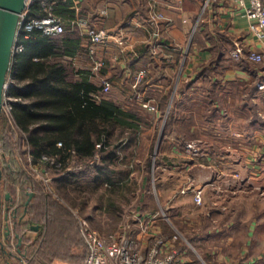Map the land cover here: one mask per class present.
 I'll return each instance as SVG.
<instances>
[{
  "label": "crops",
  "instance_id": "crops-1",
  "mask_svg": "<svg viewBox=\"0 0 264 264\" xmlns=\"http://www.w3.org/2000/svg\"><path fill=\"white\" fill-rule=\"evenodd\" d=\"M107 1L99 0L98 6L102 8ZM95 4L96 0H80L78 9H84V18L91 26L106 29L109 36L101 43L92 44L83 34V27H75V37L81 41L82 47L71 59L76 71H89V78L93 81L108 79L118 73L125 74V84H112L116 100L121 105L129 98L127 90L131 88L130 84L139 79V92L143 97L136 100L130 98L133 103L141 104L142 99L149 98L156 106H161L163 97L168 94L163 116L168 119L169 110L175 104L176 108L175 117H172L174 120H170L166 132L176 130L173 131L176 136L183 133L186 138L190 130V134L196 135L192 133L195 127L185 116L190 113L191 104L206 105L209 99V103L218 108L215 112L218 127L214 130L206 123L201 125L196 122L198 133H212L215 142L205 146L200 143L198 147L203 150L202 157L181 163V172L186 173L181 178L182 186L202 190L200 205L195 204L193 191L178 193L179 197L196 206L200 213V225L192 231L187 243L194 250L193 245L201 250L198 259L206 264H264V63L260 64L256 75H252L227 59L235 42H241L245 48L264 50V38L257 39L250 33L249 20L233 0H212L206 8L200 9L197 16L182 8L181 16L172 21L174 25L171 27V23H147L146 20L110 23L108 17L103 18V10L94 12L92 5ZM220 54H224L227 63L212 66L210 72L213 74H207L205 64ZM180 58L183 63L178 68V80L173 81L172 73ZM140 72L144 75L138 76ZM257 79L260 80L258 86ZM195 89L197 92L208 90L206 92L211 94V98L204 93L195 100L192 97ZM177 110L185 116L183 119L178 118ZM158 111L161 109L157 108L155 114L152 113L156 121ZM175 124H178L179 131ZM183 152L190 153L184 147ZM178 164L174 163L170 168L179 169ZM161 167L167 168L162 164ZM235 173L242 180L234 177ZM54 178L55 184L60 177ZM2 186L3 179L1 181L0 178L3 205H7L10 202L4 195L10 191ZM25 189L16 185V191L10 192L11 211L17 207L18 210L12 211L15 217L2 220V262L12 253L13 264H27L42 233L38 223H27L30 216L24 214L23 204L28 198ZM30 200H33L32 197ZM99 209L98 206L96 210ZM101 210H107L105 205ZM86 217L93 223V214ZM101 218H104L101 222L106 221L105 215ZM6 222L10 226L9 237L5 235ZM70 235L68 240L72 246L76 244L75 232ZM183 255L187 264L200 263L190 259L185 252ZM73 262L59 257L50 260L51 264Z\"/></svg>",
  "mask_w": 264,
  "mask_h": 264
},
{
  "label": "trees",
  "instance_id": "trees-1",
  "mask_svg": "<svg viewBox=\"0 0 264 264\" xmlns=\"http://www.w3.org/2000/svg\"><path fill=\"white\" fill-rule=\"evenodd\" d=\"M163 2L165 4L161 5L169 7L170 13L177 18L181 16L182 8L197 16L203 0H164ZM79 5L80 0H62L45 6L36 2L32 5L30 17L55 16L62 21L64 32L52 36L44 34L38 28H33L23 30L20 34L18 42L22 45V49L15 52L8 76L12 81L8 93L16 100L12 102L10 112L3 110L0 118V145L3 148L1 149L4 153L13 155V162L17 165V168H13L8 164L4 169L8 171L11 181L5 178L6 176H1V181L3 179L4 188L10 192L16 191V185L22 189L27 185L33 188V200H30L26 206L30 216L27 223L30 225L38 223L42 227L39 240L43 241L51 235L55 226L54 221L57 222L56 226L64 227L63 234L67 238L70 236L69 233H74L70 229L75 226L79 228L80 221L72 216L70 207L86 204V197L80 194L85 193L83 189L86 188H79L81 185L93 183L100 187L104 184L102 194L108 197V201L113 191L126 185L132 169L131 165L127 166L132 160L129 155L132 151L129 150L128 144L133 143V147H137L140 143L138 139L147 131L150 134L153 125L150 119L152 114L144 112L141 104L134 103L135 108H125L117 102L112 84L120 86L122 83L125 84V74L118 73L107 77L111 81V87L109 91H104L103 80L93 81L89 78V71H76L71 59L82 47L81 41L75 37L74 29L79 23V18H84L85 15L84 9H78ZM136 14L138 13L134 12L130 16ZM160 20L167 24L171 23L170 27L174 25L172 21ZM223 55L220 54L205 64L207 74H213L210 70L216 64H225L227 59L234 61L230 55L227 59ZM234 62L237 66L250 71L252 75H256L261 64L248 60ZM205 77L207 78L206 74ZM256 82L258 86L260 80L257 79ZM127 91L131 93V88ZM206 91L208 90L197 92L195 89L192 97L197 100L207 93L206 96L211 98V94ZM168 97L167 94L162 99L161 115L165 113ZM209 101L208 99L206 105L195 103L189 106L190 113L185 116L190 121V125L192 122L196 123L194 119L197 117L201 125L206 123L213 130L218 127L215 118L218 108ZM174 108L176 104L169 110L167 124L174 120ZM176 115L182 119L185 117L180 112ZM58 142L61 146L57 145ZM24 152L30 154L33 164L41 168L49 167L56 174L55 177H60L56 179L55 186L65 190L64 194L71 199L72 205L66 204L49 191L46 184L30 175L23 158ZM44 155L55 157L59 165L42 161ZM91 160H93L92 164L89 163ZM122 163L126 167L121 166ZM160 163H163L162 159L156 160L157 165ZM116 181L122 182L117 184ZM69 191L80 193L74 195ZM101 197L98 199H102ZM79 199H82V202ZM103 205L105 204L101 203L100 209ZM114 205L110 200L105 208L111 210ZM67 229L70 231L67 232ZM75 242L83 251L79 264H84L88 248L81 233H78V238L75 234ZM55 257L71 259L75 263L79 260L75 256ZM30 259L28 263L32 264L33 260Z\"/></svg>",
  "mask_w": 264,
  "mask_h": 264
},
{
  "label": "rangeland",
  "instance_id": "rangeland-1",
  "mask_svg": "<svg viewBox=\"0 0 264 264\" xmlns=\"http://www.w3.org/2000/svg\"><path fill=\"white\" fill-rule=\"evenodd\" d=\"M163 1L164 0H140L139 2H134L132 0H108L105 4L103 3L104 5L101 6L102 8H100L98 6L99 0H96L97 4L92 5V7L94 9V12H100L103 10L105 13L103 15V18L108 17L110 23H129L130 21L137 22L144 20V18L146 17L147 23H150L149 20L153 19L155 23L158 22V24H163V22L159 18L153 16L154 13H162V15L166 17L162 20H176V18L170 13V10L168 9L169 7L161 5L165 4V2ZM206 1L207 0H204V3ZM211 1L212 0L206 2L207 4L205 5V8L210 4ZM85 7L87 8V5H85ZM134 12H137L138 14H136V16H130V14H134ZM93 16H96V14ZM193 16L194 15H192V17ZM98 19L96 20L99 21L100 19ZM192 34H194V31ZM181 63H183L182 58H180L177 63L176 70H174V73H172L173 81L178 80V68ZM141 74L144 75L143 72H140L138 76H141ZM140 82L141 80L139 79L130 84L131 93H127V96L129 98L125 102H123V107L135 108V105L131 100H136V98L143 97L138 89V85L140 84ZM144 104H146L147 106H145ZM141 107L144 112H148L151 114L156 112L157 108L158 110L161 109V106H156L149 98L147 100H141ZM158 112L160 113L158 115L157 121L153 118V115H151L150 118L148 114V117L153 121V125L150 130V134L149 131H147L145 135H142L140 139H138L140 143L139 141L136 142V144L139 143L137 145L138 148L133 147V143L132 145L127 143L129 146V150L132 151L129 152L130 158L132 159L130 163H133L131 165L132 169L130 170V176L129 179L126 180L125 186H123L122 188L120 187L119 189L111 193V198H109V201L108 197L106 195L103 196L104 193L102 194V192H104L103 187H99V185H94L93 183H87V185L83 184L79 187L86 188L83 189V192L85 193L69 191L74 195H78V193L84 194V196L86 197V204L84 203L83 206L82 204L80 206H73L71 203V199L65 196V190L56 188L53 182V178L56 176V174H54L49 167H46L45 170H42L40 167H32V164L30 163L29 153L24 152L23 158L26 161L29 173L33 178L41 180L44 184H46L45 179L49 180L48 184H46L49 191L62 199V201H64L66 204L72 205L70 209L72 211V216H74L76 220H79V218L86 219L87 215L93 214V223L88 220L89 225L102 235H108L113 232L122 231L125 225H128L126 229L130 228V233L132 235H136L138 234V228L136 227L134 222L136 220L137 214L146 213L149 215L156 214L154 226H152V229H158V234H162L163 236H170L173 233L172 226L174 225L181 231V233L188 241L190 235L193 233L192 231H196L195 229H198V226L200 225V218L198 217L200 213L196 206L190 204V201L188 199L181 198L178 195V193L181 192L182 189L189 187L188 185L182 186L181 178L186 173L185 171L184 173H182L181 171L183 170L184 163H188L192 160H197L198 158L202 157L203 150H199L198 147L200 143H203L204 146L210 145L212 142H215L216 139L213 138L212 133H208L206 135H201L200 133H198V123L193 122L191 123V126L195 127V129H193L192 133H195L196 135L190 134L191 130L189 131L186 138L183 133H180L179 136L174 135L173 131L176 130L171 129V133L166 132L165 127L169 125L167 124V117L165 118L163 115H161V111ZM194 122H198L197 117H195ZM180 126L181 124L179 125V127ZM175 128H178V124H175ZM180 132H182V130ZM188 143L194 144L197 148V151L186 149L190 153L187 154V152H183V147L185 149ZM151 144H153V146H150ZM1 148L2 147L0 145L1 176H6L5 178L11 181V177L8 176V171H5L4 168H7L8 164H10L13 168H17V165L13 162V155L9 154L8 152L4 153V151L2 150L3 148ZM158 159H162L163 163L157 165L156 160ZM174 163H179V169L170 168ZM161 164L163 167L167 168H162ZM121 166L126 167L125 165H123V163L121 164ZM127 166H130V164ZM123 167L121 168L126 169ZM116 182L117 184H120V182L122 181ZM2 187L4 188V186ZM25 188L27 192H33V188L29 185L25 186ZM254 190L257 192L259 191V189ZM101 194L103 197H101ZM99 197H101L102 199H98ZM82 199H79L80 202H82ZM110 200H112L115 204L113 208H111V210H104V212H101V209H99L98 211L96 210L98 206L101 205V203L106 205L108 202H110ZM163 211L170 217L171 225L170 221H167L162 215ZM104 215L106 221L104 220L103 222H101L104 219L101 217ZM54 225V229L50 233L51 235H49L45 241H43L42 239H38V241L35 242V245L33 247L34 249L32 251V253H34L32 257H30V260H33L32 264H51L50 260L55 256H65L69 258L75 256L79 259L77 263L73 262V260L71 259L69 260L74 264H79L81 262V254L83 253L82 248L78 244H73L71 246V242L68 240L66 235L63 234L64 227L56 226V221H54ZM101 228H106L109 230H102ZM70 230H73L76 234V238H78V233H81L80 224L79 228H76L75 226V228ZM66 231L69 232L68 229ZM139 238L141 242L146 244V242L150 238V233L140 234ZM187 241L180 240L177 245L182 250H184V252L190 257V259H192L193 261L196 260L195 262H199L200 259H198V257H200L201 250L196 248V246H194L191 242L193 247H195L194 250L187 243ZM27 264H29L28 261ZM199 264L206 263L203 260L200 261Z\"/></svg>",
  "mask_w": 264,
  "mask_h": 264
},
{
  "label": "built area",
  "instance_id": "built-area-1",
  "mask_svg": "<svg viewBox=\"0 0 264 264\" xmlns=\"http://www.w3.org/2000/svg\"><path fill=\"white\" fill-rule=\"evenodd\" d=\"M62 0H26L25 8L20 15L18 30L16 33L13 53L20 51L22 45L18 42V37L23 30H30L33 28L40 29L47 35H60L64 32V25L62 21L52 15L43 17H30L29 13L34 3L38 2L42 6L52 4ZM207 0L206 2H208ZM237 7L242 10V14L249 20V31L257 39L264 38V0H233ZM204 3L203 8L207 3ZM155 17L159 19H165L166 17L162 13H154ZM152 18V17H151ZM79 26L83 27V34L88 37L92 43H101L108 36L109 33L106 29L95 28L91 26L85 18H79ZM150 23L155 22L153 19L149 20ZM230 56L234 61L248 60L256 63H264V50H256L254 48H245L239 41L235 42L230 52ZM12 85L11 79L8 77L7 87L3 98L4 110L10 112L12 108V102L16 100L9 96V88ZM111 82L108 79H103V90L109 91ZM264 87V84L262 85ZM147 106L146 104H144ZM58 146L61 143L58 142ZM186 149H192L197 151L194 144L188 143ZM31 166L38 168L39 166L31 162ZM42 161L49 162L58 166L55 157L47 155L42 156ZM93 163V160L89 162ZM41 168V167H40ZM45 170V168H41ZM70 169V167H69ZM234 177L240 178L238 173L234 174ZM242 180V179H241ZM47 179L45 183L48 184ZM193 191V199L195 204L200 205L202 203V190L187 187L182 189V193ZM162 215L167 221H170V217L167 213L162 212ZM156 214H137L135 225L138 228V234L132 235L130 228L126 229L128 225L124 226L122 231L113 232L108 235H102L94 230L86 219L79 218L80 230L82 237L87 245L88 254L85 258L84 264H187L184 259V250H182L177 243L180 240L186 241V238L173 225V233L170 236H163L158 234V229H152L154 226ZM171 223V221H170ZM154 228V227H153ZM152 232V233H151ZM150 233V238L145 243L141 242L139 234Z\"/></svg>",
  "mask_w": 264,
  "mask_h": 264
},
{
  "label": "water",
  "instance_id": "water-1",
  "mask_svg": "<svg viewBox=\"0 0 264 264\" xmlns=\"http://www.w3.org/2000/svg\"><path fill=\"white\" fill-rule=\"evenodd\" d=\"M25 4H26V0H0V118L4 110L3 98L5 94V89L7 87L11 61L14 54L13 48H14L16 33L18 30L19 19L21 13L25 8ZM0 178H1V169H0ZM33 194L34 193L31 191L27 192L28 198L24 203L25 204L24 214H27L26 206L29 204V201L33 196ZM4 197L6 200H8V202H10L7 205H3V199L0 189V236H1L3 218L5 219V221H8L9 217H15V214L13 212L17 211V208H13L12 210L13 212L11 211L12 197L10 192H6ZM3 210H5L6 212L3 213ZM34 227L37 228L38 226H34ZM4 229H5L6 237H9L10 226L8 222L5 223ZM1 244L3 243L0 237V245ZM6 251L7 250H5L4 252L6 253ZM9 254L10 255L7 256V260L3 262L0 260V264H13V262H11V258L13 254L12 253ZM18 258L20 259V257Z\"/></svg>",
  "mask_w": 264,
  "mask_h": 264
}]
</instances>
